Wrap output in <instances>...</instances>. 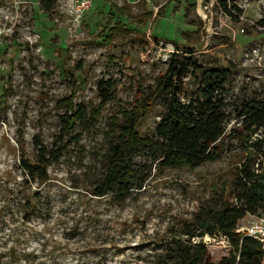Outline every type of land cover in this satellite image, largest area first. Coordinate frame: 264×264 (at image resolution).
I'll use <instances>...</instances> for the list:
<instances>
[{
    "label": "rangeland",
    "instance_id": "374dc122",
    "mask_svg": "<svg viewBox=\"0 0 264 264\" xmlns=\"http://www.w3.org/2000/svg\"><path fill=\"white\" fill-rule=\"evenodd\" d=\"M40 1L0 0V264H171L175 251L166 243L187 241L182 221L221 207L224 184L246 158L264 168V153H250L239 137L246 132L237 118L241 101L264 99V0H228L230 14L217 0H95L82 13L81 0H56L49 14ZM118 25L133 32L111 31ZM171 58L232 74L219 159L161 169L149 149L132 150L128 163L139 173L126 196L117 183L93 196L106 174L110 119L136 98L146 103ZM190 73L186 97L196 88ZM108 82L113 100L92 120ZM69 97L87 119L62 135ZM161 105L155 98L141 137H152ZM59 142L65 151L49 180L29 182L21 160L35 159V143ZM203 237L215 262L228 253L219 235Z\"/></svg>",
    "mask_w": 264,
    "mask_h": 264
},
{
    "label": "trees",
    "instance_id": "16d2710c",
    "mask_svg": "<svg viewBox=\"0 0 264 264\" xmlns=\"http://www.w3.org/2000/svg\"><path fill=\"white\" fill-rule=\"evenodd\" d=\"M55 2L56 0H41L39 6L44 13L49 14ZM217 3L225 13L230 14L228 7H231V3L228 0H217ZM111 31L127 34L133 32L119 25ZM190 71L196 88L189 97L184 95L186 100L182 101L184 79ZM231 76L228 69L204 68L196 63L185 64L171 58L165 74L156 79L155 91L146 98V103L136 98L132 104L120 107L117 115L110 119L114 130L104 161L106 174L100 184L91 190V194L104 197L112 192L114 183H117L120 196H126L130 189L129 183L139 173L128 163L132 150L149 149L154 153L153 161L156 162V167L161 169H195L206 162L218 160L221 153L218 143L224 136V124L227 121L226 85ZM114 87L113 82H108L103 90H100L101 102L92 113V120L98 118L106 105L113 100ZM142 94L143 92L138 90V97H142ZM158 97L163 99L161 107L164 111L152 137L143 138L137 131L139 123L149 114L155 98ZM64 105L66 113L63 117L62 135H66L75 122L82 123L87 119L85 106L75 104L73 97L65 99ZM240 106L237 118L241 120L243 134L246 133L242 135L241 132L239 137L242 142L249 141L247 147L250 153H264V136L252 139L264 126V99L260 102L241 101ZM232 133L235 134L236 131ZM35 148V159H22L21 167L29 182L45 183L49 180L48 168L59 163L65 147L59 142L54 144L52 149L41 143H35ZM255 158H246L236 169L232 180L224 184L221 207L212 214H195L193 221H182L183 234L187 241L171 239L166 243L167 248H174L175 251L176 260L171 264L264 263V252L259 244L236 233L239 222L248 214L264 213V168L260 163L262 172L258 175L254 173L253 166L257 160ZM196 224L199 226L196 227ZM205 234L225 236L229 240L231 250L215 262L202 242L192 241L193 238H201ZM164 254H168V249Z\"/></svg>",
    "mask_w": 264,
    "mask_h": 264
},
{
    "label": "built area",
    "instance_id": "2783aa9c",
    "mask_svg": "<svg viewBox=\"0 0 264 264\" xmlns=\"http://www.w3.org/2000/svg\"><path fill=\"white\" fill-rule=\"evenodd\" d=\"M95 0H81L80 3L77 5L76 11L78 13H82L86 10H88L94 3ZM4 35V30L0 28V44H1V39ZM2 45H0L1 47ZM260 131V129H259ZM256 137H260L257 133L253 135L252 139L254 140ZM260 161L259 159L255 162L254 166L255 168L253 169L255 174H260L262 172L261 166H259ZM248 218L247 223L245 224H239L236 233L242 235V237H248L256 241L259 246L261 251L264 252V213H258V214H248L246 216ZM222 244H220V248H224L225 250H231V245L229 243V240L225 236H220ZM198 238L201 239L202 244L207 247V242L209 238ZM195 238L192 239V241L195 243ZM200 242V241H199Z\"/></svg>",
    "mask_w": 264,
    "mask_h": 264
}]
</instances>
